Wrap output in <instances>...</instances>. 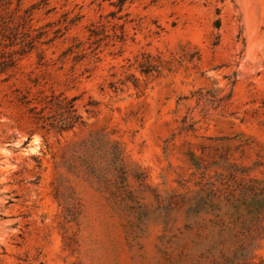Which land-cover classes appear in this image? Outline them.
<instances>
[{"label": "rangeland", "instance_id": "1", "mask_svg": "<svg viewBox=\"0 0 264 264\" xmlns=\"http://www.w3.org/2000/svg\"><path fill=\"white\" fill-rule=\"evenodd\" d=\"M47 2L51 41L0 76V264H227L192 208L264 177V0ZM27 85L79 95L85 124L42 132L8 101ZM244 253L264 264V235Z\"/></svg>", "mask_w": 264, "mask_h": 264}, {"label": "trees", "instance_id": "2", "mask_svg": "<svg viewBox=\"0 0 264 264\" xmlns=\"http://www.w3.org/2000/svg\"><path fill=\"white\" fill-rule=\"evenodd\" d=\"M47 0L24 7L23 0H0V76L10 79L20 61L40 45L51 40H42L46 34L36 27L34 12L47 5ZM122 4V3H121ZM217 26L220 22L217 20ZM33 85L39 84L31 79ZM16 86L9 103L23 109L24 116L44 133L63 134L85 124L79 112V95L68 96L63 91L39 89L32 86ZM192 211L204 228H218L221 235H232L236 246L233 256H225L227 264L246 258L244 251L250 242L264 235V177L237 179L229 177L207 181L197 194ZM209 215V216H207Z\"/></svg>", "mask_w": 264, "mask_h": 264}]
</instances>
